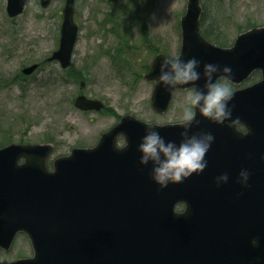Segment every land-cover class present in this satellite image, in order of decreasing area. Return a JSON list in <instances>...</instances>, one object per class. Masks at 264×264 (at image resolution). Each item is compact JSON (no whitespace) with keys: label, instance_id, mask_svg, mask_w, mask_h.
<instances>
[{"label":"water","instance_id":"obj_1","mask_svg":"<svg viewBox=\"0 0 264 264\" xmlns=\"http://www.w3.org/2000/svg\"><path fill=\"white\" fill-rule=\"evenodd\" d=\"M51 1L41 0L44 7ZM26 2L7 0L8 13L20 14ZM201 12L200 0H188L178 57L200 60L197 71L202 78L195 86L177 87L203 89L205 63L230 66L234 82L256 68L264 74V26L240 34L231 47H221L201 33ZM74 13L75 0H66L60 47L49 58L58 59L63 67L71 64L78 37ZM165 56L157 55L146 74L156 81L152 104L160 112L167 109L175 89L157 82ZM75 103L82 109L103 107L102 101L84 95ZM232 105L233 119L239 117L251 126L241 149L243 160L224 153L209 155L199 196L190 195L191 187L185 183L158 191L150 176L152 164H140L137 149L148 125L166 141L179 144L182 123L158 125L125 115L94 148H74L70 155L57 158L54 170L47 166L49 144L0 148V245L10 248L16 233L24 231L34 247L33 257L12 264H264V78L234 91ZM196 119L205 122L198 111ZM204 125H194L191 131L198 133ZM208 131L212 133V127ZM118 134L128 141L123 148L116 145ZM212 147L217 152L223 148ZM242 169L251 174L248 187L237 183ZM224 173L228 182L217 186L216 178ZM178 201L187 202L185 212H175ZM253 239L259 241L257 246Z\"/></svg>","mask_w":264,"mask_h":264},{"label":"rangeland","instance_id":"obj_2","mask_svg":"<svg viewBox=\"0 0 264 264\" xmlns=\"http://www.w3.org/2000/svg\"><path fill=\"white\" fill-rule=\"evenodd\" d=\"M187 2L76 0L79 38L72 65L64 69L47 58L59 47L65 0L47 8L28 0L16 17L8 15L7 0H0V146L53 143L50 165L75 146L95 144L117 115L159 123L182 119L190 89L177 90L170 109L159 114L151 107L154 84L143 75L158 52L179 53ZM203 6L204 27L215 21L229 42L264 26V0H203ZM35 62L40 68L25 76L22 68ZM80 93L101 99L105 109H78L74 99ZM3 250L0 264L33 255L24 234L10 251Z\"/></svg>","mask_w":264,"mask_h":264},{"label":"clouds","instance_id":"obj_3","mask_svg":"<svg viewBox=\"0 0 264 264\" xmlns=\"http://www.w3.org/2000/svg\"><path fill=\"white\" fill-rule=\"evenodd\" d=\"M201 61L192 57L187 61L178 56H165L160 64L157 82L165 89H174L177 86L197 85L201 80V73L197 71ZM203 89L193 87L188 91L186 106L183 110V122L179 144L166 141L153 125L146 127L145 135L138 146L140 164H152L150 173L153 182L158 185V191L166 189L170 184H182L193 174H201L208 166L205 159L215 137L210 132H190L193 126H199L196 119L197 111L200 116L216 125L236 129L240 125L239 117L233 119L235 105L229 107L234 98V91L230 79L234 75L230 66H221L214 63L203 65ZM250 173L242 169L237 183L248 187ZM227 173L216 178L217 186L227 183ZM259 241L252 240L253 246Z\"/></svg>","mask_w":264,"mask_h":264},{"label":"flooded vegetation","instance_id":"obj_4","mask_svg":"<svg viewBox=\"0 0 264 264\" xmlns=\"http://www.w3.org/2000/svg\"><path fill=\"white\" fill-rule=\"evenodd\" d=\"M261 78H262V72H261V70L258 69V70H254L250 74V76L241 85H235V84H233L231 82H230V84H231L232 89L235 90V89L240 88V87L244 88V87H247L249 85H252L255 82L259 81ZM215 128H216V132L215 133L218 136H219V133H221V134L228 135L231 138L239 136V135H243L244 139H245V136L251 132L250 124L248 126L244 122L240 123V125L236 129L228 128L227 126H221V125H217ZM254 129L257 131V127H254ZM233 142L235 143V146H237L239 148H241L242 146L245 145V141L244 140H237V141L233 140ZM185 183L193 185V186H199V182H197L196 180H186ZM193 192L194 193H198V190H194ZM186 207H187V204L185 202L177 203L176 206H175V208H176V210L178 212H183L186 209Z\"/></svg>","mask_w":264,"mask_h":264},{"label":"trees","instance_id":"obj_5","mask_svg":"<svg viewBox=\"0 0 264 264\" xmlns=\"http://www.w3.org/2000/svg\"><path fill=\"white\" fill-rule=\"evenodd\" d=\"M206 7H204L205 9ZM204 12L202 14L201 27L205 36L218 44L226 45L228 44L227 36L220 30L218 25L215 24V21L211 22L209 26L204 27ZM124 56V55H123Z\"/></svg>","mask_w":264,"mask_h":264},{"label":"bare ground","instance_id":"obj_6","mask_svg":"<svg viewBox=\"0 0 264 264\" xmlns=\"http://www.w3.org/2000/svg\"><path fill=\"white\" fill-rule=\"evenodd\" d=\"M153 109V108H152ZM112 110V109H111ZM154 110V109H153ZM155 111V110H154ZM156 112V111H155ZM157 113V112H156ZM117 117H118V115H117Z\"/></svg>","mask_w":264,"mask_h":264}]
</instances>
